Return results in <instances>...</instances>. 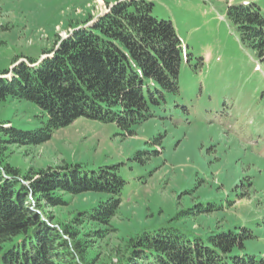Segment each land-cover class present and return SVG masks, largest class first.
Here are the masks:
<instances>
[{"label":"rangeland","instance_id":"1","mask_svg":"<svg viewBox=\"0 0 264 264\" xmlns=\"http://www.w3.org/2000/svg\"><path fill=\"white\" fill-rule=\"evenodd\" d=\"M114 1L0 0V71L11 70L16 58H42V51ZM148 1L152 16L170 21L181 42L179 93L166 94L133 136L118 134L112 123L79 118L43 144L9 145L3 159L25 179L63 164L91 169L121 163L127 183L110 230L88 250L95 264L116 262L115 249L129 237L170 224L189 237L247 226L257 237L245 241V250L264 257V70L226 18L232 4L252 2L264 12V0ZM40 114L25 100L0 103V122L23 130L40 126ZM150 149L157 154L146 163L135 158ZM59 196L60 206L38 205L51 227L72 224L105 198L96 192ZM198 203L215 210L180 215ZM75 228L83 236L103 227L86 222Z\"/></svg>","mask_w":264,"mask_h":264},{"label":"trees","instance_id":"2","mask_svg":"<svg viewBox=\"0 0 264 264\" xmlns=\"http://www.w3.org/2000/svg\"><path fill=\"white\" fill-rule=\"evenodd\" d=\"M151 11L148 0H115L104 14L42 51V58L29 57L27 63L16 58L11 70L0 71V103L25 100L45 116L40 126L27 130L0 122V264L96 263L88 250L108 233L122 202L127 182L119 173L121 163L91 169L63 164L25 179L4 161V151L9 145L43 144L79 118L112 123L118 134L130 137L154 116L166 94L177 95L181 42L171 22ZM226 18L264 70V12L252 2L232 4ZM156 154L150 149L134 156L146 163ZM61 192L104 193L105 198L78 213L72 224L51 227L38 205L64 204ZM214 210L210 203H198L180 215ZM86 222L103 228L80 236L75 227ZM255 237L247 226L189 237L170 224L129 237L115 249L116 262L107 264H262L264 257L245 250V241Z\"/></svg>","mask_w":264,"mask_h":264}]
</instances>
